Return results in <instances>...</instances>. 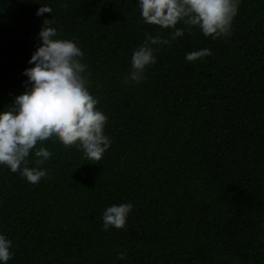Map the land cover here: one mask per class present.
Masks as SVG:
<instances>
[{
  "label": "trees",
  "instance_id": "trees-1",
  "mask_svg": "<svg viewBox=\"0 0 264 264\" xmlns=\"http://www.w3.org/2000/svg\"><path fill=\"white\" fill-rule=\"evenodd\" d=\"M44 19L84 52L112 142L91 162L46 139L36 184L0 165L7 264H264V0H241L227 37L193 26L155 45L147 78L127 84L145 34L170 31L145 24L137 0H0V110L25 91ZM124 202L125 226L104 229L102 211Z\"/></svg>",
  "mask_w": 264,
  "mask_h": 264
},
{
  "label": "clouds",
  "instance_id": "clouds-1",
  "mask_svg": "<svg viewBox=\"0 0 264 264\" xmlns=\"http://www.w3.org/2000/svg\"><path fill=\"white\" fill-rule=\"evenodd\" d=\"M241 0H137L145 24L170 29L168 36L146 33L131 54V68L124 83L146 79V69L156 63L155 45H169L196 26L213 39L231 34ZM49 4H41L36 15L52 13ZM182 23L183 27H177ZM41 43L29 58L32 65L23 70L27 77L25 91L16 95L10 107L0 110V165L19 172L30 183L49 176L41 165L53 153L43 146L46 139L59 140L65 147L81 149L85 161H99L111 145L105 133L108 116L97 107L99 99L89 90L90 72L83 62L84 52L72 39L61 38L52 19H44L37 33ZM211 54L207 47L185 54L193 61ZM40 143L41 146L36 147ZM34 152V166L30 154ZM133 209L131 202L111 204L102 211L104 229L123 228ZM12 240L0 232V264L14 255ZM125 254L119 253L123 258ZM238 264V262H237Z\"/></svg>",
  "mask_w": 264,
  "mask_h": 264
}]
</instances>
